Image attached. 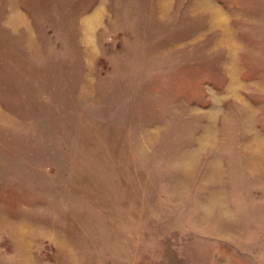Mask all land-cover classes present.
I'll use <instances>...</instances> for the list:
<instances>
[{
  "label": "rangeland",
  "instance_id": "1",
  "mask_svg": "<svg viewBox=\"0 0 264 264\" xmlns=\"http://www.w3.org/2000/svg\"><path fill=\"white\" fill-rule=\"evenodd\" d=\"M0 264H264V0H0Z\"/></svg>",
  "mask_w": 264,
  "mask_h": 264
},
{
  "label": "crops",
  "instance_id": "2",
  "mask_svg": "<svg viewBox=\"0 0 264 264\" xmlns=\"http://www.w3.org/2000/svg\"><path fill=\"white\" fill-rule=\"evenodd\" d=\"M23 6H24V5L19 1L18 4H17V7H18L17 9H19V10L22 11L23 8H24ZM24 14H25V13H24ZM25 15H26V14H25ZM26 16H29V15H26Z\"/></svg>",
  "mask_w": 264,
  "mask_h": 264
},
{
  "label": "bare ground",
  "instance_id": "3",
  "mask_svg": "<svg viewBox=\"0 0 264 264\" xmlns=\"http://www.w3.org/2000/svg\"><path fill=\"white\" fill-rule=\"evenodd\" d=\"M93 16V15H92Z\"/></svg>",
  "mask_w": 264,
  "mask_h": 264
}]
</instances>
